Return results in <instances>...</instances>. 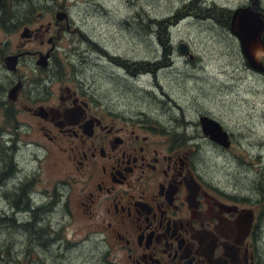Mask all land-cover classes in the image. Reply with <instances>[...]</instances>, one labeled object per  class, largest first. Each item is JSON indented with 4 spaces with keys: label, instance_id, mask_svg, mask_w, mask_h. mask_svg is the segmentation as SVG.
Here are the masks:
<instances>
[{
    "label": "rangeland",
    "instance_id": "1",
    "mask_svg": "<svg viewBox=\"0 0 264 264\" xmlns=\"http://www.w3.org/2000/svg\"><path fill=\"white\" fill-rule=\"evenodd\" d=\"M4 1L26 18L18 27L9 20L15 26L10 35L0 29V47L8 43L3 54L41 23L57 21L51 32L57 46L49 73L35 67L37 54L21 59L16 71L0 55V264H123L122 251L92 234L94 223L76 211L75 186L57 157L48 156L54 147L39 130L38 116L21 106L56 104L62 87L77 89L115 119L144 121L154 134H184L196 166L211 179L229 172L245 186L251 177L242 173L246 168L253 180L264 176V82L249 71L220 11L250 0H195L196 11L186 7L193 0ZM259 6L264 12V0ZM57 11L67 18L57 20ZM173 15L180 19L169 20ZM26 47L42 52L49 46L37 40ZM18 79L23 90L11 106L7 90ZM201 115L232 134L234 146L225 155L200 137ZM25 183L28 194H19Z\"/></svg>",
    "mask_w": 264,
    "mask_h": 264
},
{
    "label": "flooded vegetation",
    "instance_id": "2",
    "mask_svg": "<svg viewBox=\"0 0 264 264\" xmlns=\"http://www.w3.org/2000/svg\"><path fill=\"white\" fill-rule=\"evenodd\" d=\"M4 2L0 0V29L10 35L9 26H15L9 20L15 18L18 27L26 17L12 14L14 3ZM56 26L57 21L28 28V38L7 54L8 43H3L0 55L7 69L9 58L15 60L16 71L21 59L37 54L35 67L49 73ZM45 34L49 37L44 40ZM37 40L49 47L42 52L27 49V43ZM43 54L47 61L41 66L38 58ZM249 71L264 82V72ZM9 86L6 98L14 106L23 83L12 80ZM95 104L65 86L56 104L21 106L38 116L39 130L54 147L48 156L57 157V166L65 167L75 186L76 211L88 225L94 223L92 234L122 251L123 264H264L263 174L253 180L246 168L242 173L251 177L245 186H238L229 172L227 178L211 179L196 166L194 146L184 134H154L146 122L115 119L112 111ZM7 115L12 116L8 109ZM200 137L222 154L234 146L230 132L228 146L204 133Z\"/></svg>",
    "mask_w": 264,
    "mask_h": 264
},
{
    "label": "water",
    "instance_id": "3",
    "mask_svg": "<svg viewBox=\"0 0 264 264\" xmlns=\"http://www.w3.org/2000/svg\"><path fill=\"white\" fill-rule=\"evenodd\" d=\"M239 12H243L244 19H250L252 24V32L249 31L245 25L233 24L234 16ZM55 17L57 20H63L67 18V13L65 11H57ZM230 30L237 37L240 43L241 51L249 67L264 72V62L259 58L261 54L264 55V40L262 38V33L264 30V12L259 6V0H250L248 5L238 7L232 11ZM23 34L27 35V30ZM178 49L184 54H186L188 51L187 47L183 43L179 44ZM255 49L260 50L259 56H256L254 52ZM46 56L47 55H40L38 60L39 65L44 66L46 64ZM14 64L15 60L9 58V68H13ZM17 88L18 86L14 87L11 90V93H14ZM199 122L202 132L207 137H209V139L224 146L229 145V142L226 140L228 133L217 120L209 117L208 115H201L199 117Z\"/></svg>",
    "mask_w": 264,
    "mask_h": 264
},
{
    "label": "trees",
    "instance_id": "4",
    "mask_svg": "<svg viewBox=\"0 0 264 264\" xmlns=\"http://www.w3.org/2000/svg\"><path fill=\"white\" fill-rule=\"evenodd\" d=\"M186 7L187 8H193L195 11H196V9H201V7L199 6V4L197 3H195V0H193V1H191L190 3H187V5H186ZM222 9V8H221ZM220 11H223V13H222V15H224L223 17H225V22H226V24L229 26V28H230V19H231V12L232 11H230V10H225V9H222V10H220ZM208 18H211L212 19V17H210V16H208ZM174 20V21H176V20H178V19H180V16H178V15H173L171 18H169V20ZM165 22L167 21V20H164ZM262 38H263V40H264V31H263V33H262ZM6 157H7V159H8V155L5 153L4 154ZM10 160H12V155L10 156ZM10 168H12V166H10ZM10 173H12V171H10ZM28 188H29V186L25 183V184H23V186H22V192H20L19 194H23V195H26V194H28ZM27 199V202L29 201V196L26 198ZM18 208V207H17ZM33 209V208H32ZM30 223H25V224H22L23 226H24V228H29L28 227V225H29ZM2 252L3 251H1L0 253L2 254Z\"/></svg>",
    "mask_w": 264,
    "mask_h": 264
},
{
    "label": "bare ground",
    "instance_id": "5",
    "mask_svg": "<svg viewBox=\"0 0 264 264\" xmlns=\"http://www.w3.org/2000/svg\"><path fill=\"white\" fill-rule=\"evenodd\" d=\"M233 24L234 25H245V26H247L248 30L252 32V24H251V21H250V19H244L243 12H239L238 14H236L234 16ZM254 52H255L256 56H259L260 55V50L259 49H255Z\"/></svg>",
    "mask_w": 264,
    "mask_h": 264
}]
</instances>
